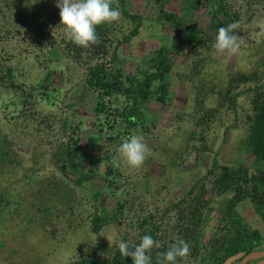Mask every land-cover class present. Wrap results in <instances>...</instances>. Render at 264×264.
I'll return each mask as SVG.
<instances>
[{"label":"rangeland","instance_id":"374dc122","mask_svg":"<svg viewBox=\"0 0 264 264\" xmlns=\"http://www.w3.org/2000/svg\"><path fill=\"white\" fill-rule=\"evenodd\" d=\"M224 1L232 19L239 16L234 23L240 49L231 55L214 48L213 4L111 0L119 21L100 25L98 43L84 48L65 38L57 0H0V264L102 261L119 241L138 243L156 226V241L174 243L181 225L193 221L190 206L198 197L204 208L197 215V249L192 246L178 264H213L210 242L218 226L225 227L221 218L231 198L214 190L215 165L241 166L251 174L259 167L244 143L252 84L234 91V106L220 92L239 73L264 74V0ZM162 11L198 26L209 39L189 47L186 33L164 20ZM127 14L142 17L136 35H130L136 24ZM160 48L171 65L167 103L139 101L146 122L133 129L120 117L124 97H106L108 112L98 116L89 67L106 62L123 76H158L151 60ZM198 90L207 93L211 109L210 116H201L203 125L193 116ZM133 134L142 135L150 150L139 168L128 166L117 151ZM71 140L78 142L76 163L67 150L58 161L66 148L60 146ZM82 175L88 180L78 185ZM235 210L250 229L262 232L264 247V222L253 204L245 200ZM102 211L116 219L95 233L91 219ZM150 252L161 256L157 248Z\"/></svg>","mask_w":264,"mask_h":264},{"label":"trees","instance_id":"16d2710c","mask_svg":"<svg viewBox=\"0 0 264 264\" xmlns=\"http://www.w3.org/2000/svg\"><path fill=\"white\" fill-rule=\"evenodd\" d=\"M196 5L201 3L213 4L216 6V10L212 12L211 29L217 34L218 27H227L229 24L234 23L235 18L238 19V15L232 19L224 0H193ZM123 4L124 0H119ZM223 14L225 17H229L230 21L222 18L219 14ZM127 17L131 19L135 24L134 30L130 33L131 36L138 34L139 27L141 26L140 20L142 19L139 15L127 14ZM161 17L169 21L171 25L178 29V31L184 32L185 41L189 47H196L205 44V40L209 39L208 36L196 25L185 23L183 19L177 16L175 13L161 12ZM99 29V26L97 27ZM237 30V29H236ZM235 30V31H236ZM98 35V30H97ZM94 45V44H93ZM97 51L104 53L103 46L98 47ZM165 48H160L158 50L157 56L151 60L152 68L157 69L159 72L158 76H152L148 73L139 78H134L131 76H123L121 73L113 72L108 68L106 62L97 63L92 65L88 69L87 84L92 87L98 93V102L95 107V112L98 116H104L108 112V107L106 104V97H124L125 106L122 107L120 111V117L122 122L125 124L127 129H133L136 127L143 126L146 122L144 113L139 109L138 102L143 101H155L160 104H166L169 94V84L165 81V75L171 71V65L168 62L164 52ZM100 52L98 54H100ZM116 60V56L112 61ZM158 80L156 87L151 88L155 81ZM251 83L252 87L249 88V98H250V113L247 114L244 127H245V147L247 152L252 154L256 162L259 163V167L254 174L249 173L248 169L241 166H231V165H215L214 171V182L213 187L217 195L223 197L224 195L230 193L231 198L225 204V212L221 218L222 223L225 227L218 226V232H215L213 239L210 242L211 249L209 250L208 258L212 259L213 264H225L226 261L239 253L247 254L251 250L262 248L263 234L259 230H252L249 226L242 222L241 215L235 210L236 206L245 201L249 200L259 215V217L264 222V74L258 70L239 73L236 76L230 78L228 86L224 92H220L221 97L224 100H232V106H234V101L237 99L239 94H234V91L244 84ZM195 98V110L194 115H198L196 119L200 125H203L200 121L201 116L211 115V109L207 107V93L202 90L196 92ZM195 120V119H194ZM197 124V125H199ZM201 127V126H199ZM204 133V128L201 127L200 135ZM204 141V138L201 137ZM66 147V148H65ZM61 152L57 153L58 161L61 160V156L67 150L72 161L76 163V152L79 150L78 142L76 140H71L67 144H62L60 149ZM208 147L204 145L202 150H207ZM201 151V149H198ZM61 169L65 171L64 167ZM88 180L87 175H82L77 179L76 183L82 185ZM97 196H95L96 198ZM190 206L193 209L191 221L189 224L181 225V228L177 231V236L181 237L188 242L190 248L197 249L196 241L199 231V225L202 223V215L197 216L204 208V203L201 204L200 198ZM123 205L121 204L120 209ZM102 213H94L92 216V231L99 233L103 227L109 224L111 221L116 219V216L112 217L103 216ZM106 214V213H105ZM148 221L145 220L142 224L146 225ZM160 231V226H156L154 230H147L141 234L151 235L155 240L157 238V232ZM160 247L157 250L160 253L166 252L171 242L168 241L159 242ZM210 247V246H209ZM199 249V248H198ZM152 257V264H158L160 260L163 259L162 256L156 257L155 254L149 253ZM204 256V260H205ZM240 259V258H239ZM261 258H259L260 260ZM201 262H204L203 260ZM69 264H132L131 257H123L120 254L119 249L115 251H110L107 258L102 261L91 259V258H81L80 260L71 262Z\"/></svg>","mask_w":264,"mask_h":264},{"label":"clouds","instance_id":"9594fccd","mask_svg":"<svg viewBox=\"0 0 264 264\" xmlns=\"http://www.w3.org/2000/svg\"><path fill=\"white\" fill-rule=\"evenodd\" d=\"M56 6L65 38L84 48L98 43V26L117 22L121 17L119 8L113 7L111 0H57ZM237 28V23L218 27L214 48L228 55L237 53L240 49L239 36L235 31ZM117 151L132 168L141 167L150 154L143 136L139 134H133L124 140ZM116 246L123 257L132 258V264H152L149 253L153 248H159L160 243L151 235H144L138 243L121 240ZM189 251L188 242L179 239L166 252L161 253L163 259L158 264H178V258L185 257Z\"/></svg>","mask_w":264,"mask_h":264},{"label":"water","instance_id":"95a60500","mask_svg":"<svg viewBox=\"0 0 264 264\" xmlns=\"http://www.w3.org/2000/svg\"><path fill=\"white\" fill-rule=\"evenodd\" d=\"M257 257H264V250L254 249L248 252L247 254L239 253L233 257H230L225 264H228L231 260H237L239 258L241 259L240 264H248L249 261Z\"/></svg>","mask_w":264,"mask_h":264},{"label":"flooded vegetation","instance_id":"af4514ba","mask_svg":"<svg viewBox=\"0 0 264 264\" xmlns=\"http://www.w3.org/2000/svg\"><path fill=\"white\" fill-rule=\"evenodd\" d=\"M259 249H262V250H264V247H263V245H262V248H259ZM261 259L259 260V259H257V260H254V261H257L258 263L260 262V263H262V264H264V257H260ZM241 261V260H240ZM250 262H252V261H249L248 262V264L250 263Z\"/></svg>","mask_w":264,"mask_h":264},{"label":"crops","instance_id":"0c3cea01","mask_svg":"<svg viewBox=\"0 0 264 264\" xmlns=\"http://www.w3.org/2000/svg\"><path fill=\"white\" fill-rule=\"evenodd\" d=\"M257 258H260V257H257ZM257 258H254V259H257ZM254 259H252L251 261H254ZM251 263V262H250ZM260 264H262V263H260Z\"/></svg>","mask_w":264,"mask_h":264}]
</instances>
